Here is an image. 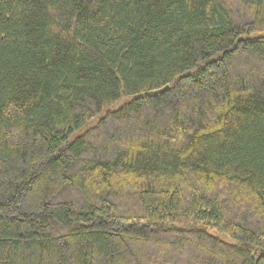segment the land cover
I'll use <instances>...</instances> for the list:
<instances>
[{"label": "trees", "instance_id": "obj_1", "mask_svg": "<svg viewBox=\"0 0 264 264\" xmlns=\"http://www.w3.org/2000/svg\"><path fill=\"white\" fill-rule=\"evenodd\" d=\"M0 264H264V0H0Z\"/></svg>", "mask_w": 264, "mask_h": 264}]
</instances>
